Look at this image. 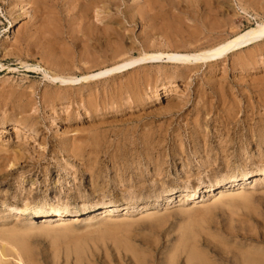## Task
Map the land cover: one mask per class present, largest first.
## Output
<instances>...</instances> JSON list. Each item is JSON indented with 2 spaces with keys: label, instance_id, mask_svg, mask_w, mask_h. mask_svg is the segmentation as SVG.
Returning a JSON list of instances; mask_svg holds the SVG:
<instances>
[{
  "label": "rangeland",
  "instance_id": "obj_1",
  "mask_svg": "<svg viewBox=\"0 0 264 264\" xmlns=\"http://www.w3.org/2000/svg\"><path fill=\"white\" fill-rule=\"evenodd\" d=\"M263 22L264 0H0V264H264V37L55 79Z\"/></svg>",
  "mask_w": 264,
  "mask_h": 264
},
{
  "label": "bare ground",
  "instance_id": "obj_2",
  "mask_svg": "<svg viewBox=\"0 0 264 264\" xmlns=\"http://www.w3.org/2000/svg\"><path fill=\"white\" fill-rule=\"evenodd\" d=\"M95 5H96V3H95ZM263 37H264V22L258 24L257 27H255V28L253 27V28L245 31L244 33H241L239 36L237 35L234 39L224 41L222 43H219V44H217V45H215V46H213V47H211L209 49L203 50V51H199L198 50L199 52H185V53L173 51V52H168V53L148 54L145 57L135 58V59H133L131 61L124 62L122 64L116 65L115 67L107 68L104 71H100V72L95 73L93 75L84 76L82 78H66V79H63V78L57 77L55 79H59L61 82L65 83L66 85H68V84H74V83H77V82H81V81H84V80H88L90 78H95V77H100V76H106V75H110V74H113V73L119 72V71H126V70H129V69L137 66L138 64H141V63H144V62H150V61H158V60H161L163 58H167L168 61L175 62L177 64H184V65H187V66L188 65H196V64L198 65V64L203 63V62L218 61L219 59L226 57L231 51H233V50H235L237 48H240V47H242L244 45H247L249 42L257 41L258 39H261ZM164 55L166 57H164ZM18 129L19 130L21 129L20 126H17V130ZM27 132H29V133L32 134V132H30L28 130H25V133H27ZM17 163H18V161H17ZM6 164H7V162H6ZM13 164L15 165V163H13ZM252 177H254L255 180H258V181L259 180H263L264 181V171L261 174H256V175H253ZM246 179L247 178L234 179V180H232L230 182H227V183H221L218 186L220 188L222 187V189H223L224 187L227 186V184H231V186H238L239 187L238 189H240L242 187L241 181L242 180H246ZM114 206H116V204H114L113 206L112 205L111 206L110 205H107L106 207L104 206L103 208H106V209L104 210V213L101 214V215H104V216L111 215V211H110L111 209H110V207H114ZM9 207H11V204H10ZM44 208L45 207H40L38 210L45 211ZM35 209H37V208L33 204H27V205L20 206V207L17 208V210L20 213L22 212L23 214L26 213V212H28V211L35 210ZM17 210H16V212H17ZM4 211L6 212V214L11 212L10 210H9L10 212H8V210L7 211L4 210ZM49 211H50V213H52L53 216H55V215H61L62 213H64L65 212V209H62V208H53V209H51ZM19 212H18V214H19ZM97 215H95V216H97Z\"/></svg>",
  "mask_w": 264,
  "mask_h": 264
}]
</instances>
